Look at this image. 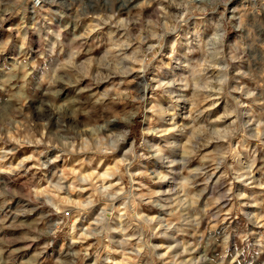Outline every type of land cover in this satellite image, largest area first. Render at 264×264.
I'll use <instances>...</instances> for the list:
<instances>
[{"label": "clouds", "instance_id": "9594fccd", "mask_svg": "<svg viewBox=\"0 0 264 264\" xmlns=\"http://www.w3.org/2000/svg\"><path fill=\"white\" fill-rule=\"evenodd\" d=\"M0 264H264V0H0Z\"/></svg>", "mask_w": 264, "mask_h": 264}]
</instances>
